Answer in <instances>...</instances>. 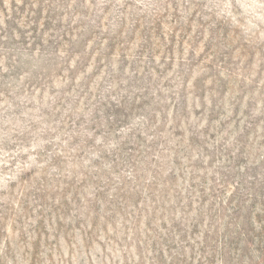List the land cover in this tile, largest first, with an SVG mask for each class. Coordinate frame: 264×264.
<instances>
[{
	"label": "rangeland",
	"instance_id": "1",
	"mask_svg": "<svg viewBox=\"0 0 264 264\" xmlns=\"http://www.w3.org/2000/svg\"><path fill=\"white\" fill-rule=\"evenodd\" d=\"M0 264H264V0H0Z\"/></svg>",
	"mask_w": 264,
	"mask_h": 264
}]
</instances>
